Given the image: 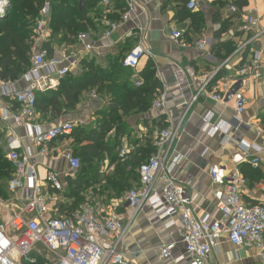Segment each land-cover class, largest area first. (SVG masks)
<instances>
[{
  "label": "crops",
  "instance_id": "0c3cea01",
  "mask_svg": "<svg viewBox=\"0 0 264 264\" xmlns=\"http://www.w3.org/2000/svg\"><path fill=\"white\" fill-rule=\"evenodd\" d=\"M187 1L132 0V19L121 24L109 37L104 36L105 22L119 20L125 5L122 2V8L118 9L117 3H114L115 6L107 12L96 2L91 9L87 10L85 31L80 32L86 33L93 44V49L87 52H84L76 41L79 33L72 37V43H67L60 42L61 35L53 37L50 31L45 44L49 45L52 51L51 56L59 57L65 52L74 53L78 63L77 67L71 70L74 74H80L83 71L82 61L92 63L105 72H112L119 68L122 57L139 43L146 55L134 72L119 68V74L112 79V86H115L113 89L110 86L109 91L106 89L98 92L97 88L84 91L73 110L62 111V114L57 117L51 112L45 116L37 112L36 120L44 129L59 122L81 121L82 125L75 129L88 133L99 126L117 90L137 88L133 84L135 80L128 77L131 73L136 75V80L143 83L146 71L152 70L159 84L153 97L156 98L159 94L165 93L168 103L159 111H152L150 105L145 112H139L136 109L126 115H122L121 111L118 113L122 116L120 127L108 131L104 139L106 151L104 160L100 163L102 177L112 174L113 165L110 164V154L114 153L119 158L118 152L122 147L126 146L128 153H134L143 149L147 143L153 144V133L164 127L167 114L178 120L186 113L183 131L174 146L175 154L181 156L177 169L174 171V177L187 194L197 195L195 204L199 215L206 213L212 217H218L208 168L217 165L226 173L229 172L232 167L231 159L238 150L239 142L249 146L250 159L252 157L259 159L257 168L244 163L243 175L247 179V185L242 190L243 200L249 205L264 204V37L244 45L250 35L264 29V0H196L197 8L193 11L186 9ZM81 4V0H78L79 10L82 8ZM230 4L238 8L237 15H231L228 12ZM246 10H250L258 19V28L249 32L250 34L243 30V14ZM189 12L197 15L196 22L191 21L189 16H185V13ZM173 30L183 32L184 39L189 42L206 40V46L202 50L194 47L180 48L171 40ZM260 51H262L258 69L260 77L249 78L247 84H243L241 89L245 106L239 120L245 125L240 128L236 126L231 128L225 140L218 135L209 137L202 133L199 128L200 122L208 113L213 115V123L232 121L235 116L233 101L224 99L221 103H216L209 98V94L221 95L223 85L240 81L242 78L237 71L248 66L253 56ZM221 64H223L222 68H220ZM211 75L213 78L207 82L206 86H203L206 78ZM15 85L16 88L25 86L22 76L15 81ZM92 92H95L96 97H90ZM7 104L4 99H0V109L7 108ZM11 132L20 139L21 152L31 155L41 181L52 164L50 159H57L54 162V170L60 173L62 182L67 179L65 177L66 163L61 158V151L63 149L75 151L78 148L79 145L72 137L53 142L49 146L48 156L44 157L38 155V148L32 139L24 137L22 129L13 128ZM9 135L8 129L0 124V148L5 159L6 141ZM116 142L120 146L113 150ZM104 165L107 167L106 171ZM8 181L0 177V191L5 197L3 199L0 196V221L5 222L13 216V203L9 202L8 197H15L21 206L23 199L21 191L13 194L8 192ZM99 189L107 190L104 180L78 194L84 200L92 193L90 201L101 216L116 211L126 221L132 215L133 211L124 198L120 203H116L108 194H106L107 197L100 198L96 195ZM67 193L65 188L62 196L72 203L74 197H68ZM47 195H50V192ZM47 206L49 209L47 216L60 213L59 208L65 207L61 203L50 200ZM149 213L148 205H144L137 212L120 241L119 251L134 264H185L183 261L175 263L172 259L168 261L159 259L161 244H175L172 251L173 258L183 254V245L179 241L174 226L152 227L147 221ZM165 234L167 235L164 237ZM209 261L210 264H263L256 249H242L236 255L226 239L221 240L218 250L212 254Z\"/></svg>",
  "mask_w": 264,
  "mask_h": 264
},
{
  "label": "built area",
  "instance_id": "2783aa9c",
  "mask_svg": "<svg viewBox=\"0 0 264 264\" xmlns=\"http://www.w3.org/2000/svg\"><path fill=\"white\" fill-rule=\"evenodd\" d=\"M121 1L125 5L124 12L118 21L105 22V37H109L121 24L132 19V0ZM97 3L108 12L114 6L115 0H97ZM7 7V0H0V16L6 13ZM196 8V0L187 1V10L193 11ZM228 12L237 15L239 11L234 4H230ZM50 16V8L46 3L33 24L31 65L22 75L25 86L16 88L15 81H0V99L8 103L7 108L0 109V124L10 132L6 141V160L12 167V174L7 182V190L12 194L18 191L23 194L20 213L0 223V264H21L22 259H26L36 247H41L53 256L56 259L55 264H134L119 251V244L133 218L144 205H148L150 209L147 216L150 225H162L165 228L174 226L183 245V254L173 258L175 244H161V261L172 259L175 263L183 261L185 264H210L212 254L218 250L221 240L226 239L236 255L242 249H256L264 264V204L249 205L243 200L242 190L247 185V179L240 169L244 163L257 168L259 159H250L249 146L239 142L238 150L232 156L229 172L226 173L217 165L210 166L208 175L219 216L212 217L206 213L199 215L195 204L197 195L187 194L174 177V171L181 159L180 155L175 154L174 146L183 131L186 113L178 120L167 114L164 127L153 133L154 152L138 168L139 185L133 186L124 195L125 202L133 211L126 221L116 211L101 216L88 199L77 203L69 214L56 213L47 216L49 200L65 206L71 204L62 196L65 187L60 173L54 170L57 159H50L52 164L41 181L31 155L21 152L20 139L11 131L13 128L22 129L24 137L32 139L38 148V155L46 157L53 142L70 137L74 129L82 125L81 121H64L44 129L36 120V93L55 90L59 80L78 64L76 55L72 52L53 57L44 48L50 35ZM243 17L244 31L251 33L258 28V19L250 10H246ZM170 37L180 48L194 47L202 50L206 46V40H185L183 32L179 30H173ZM261 37H264V29L250 35L244 45ZM76 41L84 52L93 49L86 33H79ZM260 53L262 51L253 56L248 66L237 71L242 78L240 81L223 85L221 95L209 94V98L216 103H221L224 99L233 101L235 116L232 121L213 123V115L208 113L200 122L202 133L209 137L218 135L225 140L231 128L245 125L239 120L245 106L241 89L249 78L260 77ZM145 55L146 52L139 43L122 57L121 67L134 72ZM222 66L223 64L220 68ZM212 78V75L206 78L203 86ZM132 79L135 80V87L141 85V81L136 80V75L133 74ZM90 97H96L95 92L90 93ZM167 103L165 93H161L152 102L151 110L159 111ZM127 154L128 150L122 147L118 157L122 159ZM61 158L66 163L65 177L75 179L81 168L79 159L73 155L71 149H63ZM104 170H107L106 166ZM49 192L50 195H47ZM28 262L33 264L34 260L30 259Z\"/></svg>",
  "mask_w": 264,
  "mask_h": 264
},
{
  "label": "trees",
  "instance_id": "16d2710c",
  "mask_svg": "<svg viewBox=\"0 0 264 264\" xmlns=\"http://www.w3.org/2000/svg\"><path fill=\"white\" fill-rule=\"evenodd\" d=\"M7 2L5 17L0 19V81L14 82L30 68L31 45L34 37L33 24L40 9L46 3L50 8L49 26L52 36L61 35L60 42L72 43V37L85 31L87 10L91 9L97 0H81V10H79L78 0H7ZM116 3L118 9L122 8L121 0H115ZM185 16H189L191 21L196 22L197 15L194 13H185ZM44 48L51 56L52 51L49 45L45 44ZM82 65L83 71L80 74L69 72L59 80L55 90L36 93V117L37 112L41 116L51 112L57 117L62 114V111L73 110L84 91L97 88V91L101 92L110 86L111 89L115 87L112 86V79L119 74L120 61L119 68L112 72L100 70L89 62L82 61ZM132 76L131 73L128 77L131 79ZM158 88L159 84L154 72L149 69L144 74V81L139 87L116 91L108 111L103 114L96 129L88 133L74 129L70 137L79 146L75 151H71L79 159L81 168L75 179H66L63 182V186L68 191L66 195L74 197V200L70 205L60 207L59 214H69L75 205L82 201L78 193L102 180L107 185L119 183L125 190L132 188L133 185H139L138 168L153 154V144L147 143L143 149L128 153L122 159L117 158L114 153L110 154V164L113 165L112 174L102 177L100 163L104 160L106 151L104 139L108 131L120 127L122 119V116L118 114L120 111L122 115L136 109L139 112H145L154 101L153 96ZM119 146V143H114L113 150ZM244 166L243 164L240 168L242 174ZM11 174L12 167L0 148V177L8 181ZM3 195L0 191V196L4 199Z\"/></svg>",
  "mask_w": 264,
  "mask_h": 264
},
{
  "label": "rangeland",
  "instance_id": "374dc122",
  "mask_svg": "<svg viewBox=\"0 0 264 264\" xmlns=\"http://www.w3.org/2000/svg\"><path fill=\"white\" fill-rule=\"evenodd\" d=\"M125 149H127V147ZM128 190L123 189V187L120 186L119 183H117V184L112 183V184L107 185V190L102 191V189H99V191H97L96 195H98V197H100V198L102 196L107 197L108 195H111V198L114 201H116V203H120L123 200L124 195ZM106 194H108V195H106ZM92 195L93 194L90 193L89 195H87L86 199L91 200L90 197ZM8 200H9V202L13 203V215H17L18 213H20L22 206L20 205L19 202H17L16 198L12 196L10 198L8 197ZM4 222H5L4 220L0 221V223H4ZM30 259L34 260L33 264H55L56 263V259L53 256L49 255L41 247H36L32 252H30L26 259H22L21 264H30L28 262V260H30Z\"/></svg>",
  "mask_w": 264,
  "mask_h": 264
},
{
  "label": "water",
  "instance_id": "95a60500",
  "mask_svg": "<svg viewBox=\"0 0 264 264\" xmlns=\"http://www.w3.org/2000/svg\"><path fill=\"white\" fill-rule=\"evenodd\" d=\"M5 17V13L2 15V16H0V19H2V18H4Z\"/></svg>",
  "mask_w": 264,
  "mask_h": 264
}]
</instances>
